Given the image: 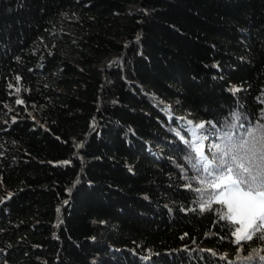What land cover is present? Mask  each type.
<instances>
[{"label":"trees","instance_id":"obj_1","mask_svg":"<svg viewBox=\"0 0 264 264\" xmlns=\"http://www.w3.org/2000/svg\"><path fill=\"white\" fill-rule=\"evenodd\" d=\"M173 109L264 123V0H0V264H264Z\"/></svg>","mask_w":264,"mask_h":264},{"label":"snow or ice","instance_id":"obj_2","mask_svg":"<svg viewBox=\"0 0 264 264\" xmlns=\"http://www.w3.org/2000/svg\"><path fill=\"white\" fill-rule=\"evenodd\" d=\"M234 118L239 121V113ZM198 127L203 128L204 125ZM230 127L235 128V124ZM201 138L207 137L202 135ZM220 139L221 143L209 146L207 154L201 152L200 160L192 166L197 172H206L211 177L208 188L220 189L219 192H208V196H214L217 204L227 207L228 220L244 225L245 229L259 228L256 221L264 224V123L244 128L238 136L225 133ZM186 143L189 149L193 148L191 142ZM213 148L214 152L211 151ZM195 191L203 200L206 190L197 188ZM241 230L236 229L237 232ZM256 239L257 242H264V235ZM247 259L253 260V257L249 255ZM258 259L264 261V256Z\"/></svg>","mask_w":264,"mask_h":264},{"label":"water","instance_id":"obj_3","mask_svg":"<svg viewBox=\"0 0 264 264\" xmlns=\"http://www.w3.org/2000/svg\"><path fill=\"white\" fill-rule=\"evenodd\" d=\"M134 8H135V7H130V9H129L130 12H132ZM111 63H112V62H111ZM104 72H105V71H104ZM176 116H177V118H180V119H182V120H187V121H189V123H190V124L193 126V128H194V136L197 137L198 142H199V144L201 145V148H202L203 152H204L205 154H207V153H208L207 150L209 151V146H210V145H213V143H212V139H211V136L209 135L210 127H208V126L205 125V124H203V125H204L203 128L198 127V126H199V125H198V122L192 118V115H191V113H189V112H186V113H183V114H179V113H177ZM200 130L202 131V133L200 132ZM202 135H203V136H206L207 138H206V139H202V138H201ZM76 144H77L78 146L80 145V144L77 143V142H76ZM213 150H214V148L211 149V151H213Z\"/></svg>","mask_w":264,"mask_h":264},{"label":"rangeland","instance_id":"obj_4","mask_svg":"<svg viewBox=\"0 0 264 264\" xmlns=\"http://www.w3.org/2000/svg\"><path fill=\"white\" fill-rule=\"evenodd\" d=\"M135 9V8H134ZM133 9V10H134ZM68 29V28H67ZM115 61H116V56H112V57H109V58H107V59H105L104 61H103V63H102V65H100V67H99V69L101 70V71H105L106 70V68L107 67H109V66H112L114 63H115ZM112 62V63H111ZM173 104H171V106H172ZM173 112L174 113H178L177 111H176V109H173ZM200 132L202 133V131L200 130ZM209 134H210V132H209ZM211 135V134H210ZM197 142H198V139H197ZM199 143V142H198ZM204 153L203 151H202V149L200 148V150H199V156H200V153ZM218 189V188H217ZM219 191H220V189H218ZM218 191V192H219ZM216 200V199H215ZM221 206H223V207H225L226 209H227V207L225 206V205H221ZM259 221V220H258ZM234 222V221H233ZM257 222V221H256ZM235 224H237L238 225V229H242L240 232H236V235H235V237H236V240L238 241V242H241V241H244L245 239H248L249 238V232H250V230L251 229H245V226L244 225H241V224H238V223H236V222H234ZM263 226H264V224H263Z\"/></svg>","mask_w":264,"mask_h":264},{"label":"bare ground","instance_id":"obj_5","mask_svg":"<svg viewBox=\"0 0 264 264\" xmlns=\"http://www.w3.org/2000/svg\"><path fill=\"white\" fill-rule=\"evenodd\" d=\"M207 152H209V151L207 150Z\"/></svg>","mask_w":264,"mask_h":264}]
</instances>
